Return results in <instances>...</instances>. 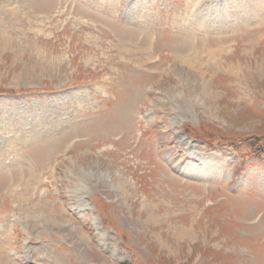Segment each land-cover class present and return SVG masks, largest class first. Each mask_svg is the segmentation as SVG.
I'll list each match as a JSON object with an SVG mask.
<instances>
[{
    "label": "rangeland",
    "instance_id": "1",
    "mask_svg": "<svg viewBox=\"0 0 264 264\" xmlns=\"http://www.w3.org/2000/svg\"><path fill=\"white\" fill-rule=\"evenodd\" d=\"M0 264H264V0H0Z\"/></svg>",
    "mask_w": 264,
    "mask_h": 264
},
{
    "label": "bare ground",
    "instance_id": "2",
    "mask_svg": "<svg viewBox=\"0 0 264 264\" xmlns=\"http://www.w3.org/2000/svg\"><path fill=\"white\" fill-rule=\"evenodd\" d=\"M257 3H258V2L255 3L256 6H255L254 8H255L256 10L258 9V11H255V10H254L255 13H254L253 15H255V14L258 15V12L260 11V8H259V6H258L259 4H257ZM253 18H254V17H253ZM247 22H248V21H247Z\"/></svg>",
    "mask_w": 264,
    "mask_h": 264
}]
</instances>
